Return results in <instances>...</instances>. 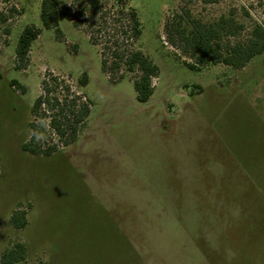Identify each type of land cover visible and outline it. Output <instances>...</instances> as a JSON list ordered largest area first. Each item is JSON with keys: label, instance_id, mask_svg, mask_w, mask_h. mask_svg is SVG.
<instances>
[{"label": "rangeland", "instance_id": "obj_1", "mask_svg": "<svg viewBox=\"0 0 264 264\" xmlns=\"http://www.w3.org/2000/svg\"><path fill=\"white\" fill-rule=\"evenodd\" d=\"M42 1L0 0L8 15L0 19V264L17 243L26 247L17 264H264V53L243 69L192 71L185 63L195 60L166 32L186 13L206 24L232 16L243 30L224 48L246 42L264 28V0H123L142 28L127 42L103 18L128 24L120 0H100L101 15L59 0L80 24L60 17L62 40L43 27ZM29 25L41 34L18 70L15 49ZM118 39L159 67L147 103L136 98L137 74L123 67L111 81L102 71L101 50ZM47 72L91 101V115L75 143L35 156L22 146ZM22 211L28 223L17 229L10 219Z\"/></svg>", "mask_w": 264, "mask_h": 264}, {"label": "trees", "instance_id": "obj_2", "mask_svg": "<svg viewBox=\"0 0 264 264\" xmlns=\"http://www.w3.org/2000/svg\"><path fill=\"white\" fill-rule=\"evenodd\" d=\"M204 3H216L218 0H203ZM117 14L126 15L127 25L116 27L115 22L106 20L105 24L111 30L117 31L123 38L136 40L142 34L141 22L135 9L129 8L124 11L123 0L118 1ZM75 4L81 11L89 9L91 12L102 14L103 6L100 0H76ZM123 4V5H122ZM10 12H14L12 9ZM187 17L177 16L175 22L166 24L168 40L171 44H180L183 52L195 60V63H185L192 71L199 70L201 65L225 64L235 69H243L255 56L264 53V28L256 25L250 38L246 42L229 43L223 46L226 38L237 37L243 30V26L232 17H221L214 23L206 24L192 19L188 13ZM64 17L72 22L75 27L80 24L71 15V7L61 4L59 0H43L41 4L40 18L43 27L53 28L57 38L62 40V32L58 26V20ZM102 18V17H101ZM2 22L8 20V15L0 12ZM9 33V30H6ZM93 45H97L92 33L87 31ZM41 34V29L34 25L24 28L19 36L15 57L17 69H25L29 64L31 46ZM121 38V37H120ZM119 39L113 43V47L104 45L101 50L102 71L114 81V75L124 67L126 71L137 74L133 78V86L136 98L140 103H147L154 94L153 79L157 78L159 67L141 51L121 50ZM124 40L121 39V42ZM109 42V41H108ZM114 48V49H113ZM107 50L111 51V63L107 60ZM3 75L0 71V80ZM114 77V78H113ZM124 75L119 76V81ZM79 88L88 84V76L84 73L78 81ZM12 87H18L22 93L27 88L20 85L18 81L11 82ZM42 94L33 103L31 114L33 121L29 124L31 137L26 141L22 149L35 156H50L58 150L75 143L78 139L80 128L91 115V101H83L70 82L65 77L47 72L41 84ZM11 224L17 229L27 226L26 211L14 212L11 216ZM26 247L17 243L12 249L5 252L1 257V264H17L25 258Z\"/></svg>", "mask_w": 264, "mask_h": 264}]
</instances>
